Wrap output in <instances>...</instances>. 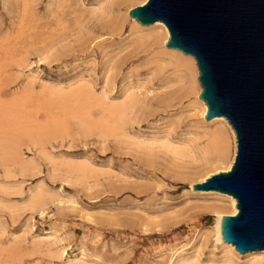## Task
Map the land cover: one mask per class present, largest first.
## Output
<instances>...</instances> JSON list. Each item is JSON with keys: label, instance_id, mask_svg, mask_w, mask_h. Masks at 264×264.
Returning <instances> with one entry per match:
<instances>
[{"label": "rangeland", "instance_id": "374dc122", "mask_svg": "<svg viewBox=\"0 0 264 264\" xmlns=\"http://www.w3.org/2000/svg\"><path fill=\"white\" fill-rule=\"evenodd\" d=\"M118 3L0 0V264H69L80 247L87 264H159L189 242L199 264H235L209 235L228 203L190 191L214 128L162 38ZM50 225L60 245L35 247Z\"/></svg>", "mask_w": 264, "mask_h": 264}, {"label": "water", "instance_id": "95a60500", "mask_svg": "<svg viewBox=\"0 0 264 264\" xmlns=\"http://www.w3.org/2000/svg\"><path fill=\"white\" fill-rule=\"evenodd\" d=\"M129 14L164 22L166 45L196 58L205 117H227L238 146L231 170L193 188L236 197L239 212L221 215L222 240L241 253L264 249V0H148Z\"/></svg>", "mask_w": 264, "mask_h": 264}, {"label": "bare ground", "instance_id": "6f19581e", "mask_svg": "<svg viewBox=\"0 0 264 264\" xmlns=\"http://www.w3.org/2000/svg\"><path fill=\"white\" fill-rule=\"evenodd\" d=\"M135 1L137 0H119V3L117 4L118 10L121 11L122 8L126 9L125 11L126 14H124L123 19L128 20L133 25L137 26L139 31L141 32L147 31L151 35L150 37L162 38V44L165 50V54L168 55L170 59L174 60L180 67L184 68L183 69L184 81L188 83V87H191L190 94L196 97V107H195L196 115L201 119L202 122H204L205 125L214 128V132L212 135L213 142H212L211 150H212V153H215V157L213 160L206 158L204 169L202 171L194 172L192 174L193 179L189 183L190 191L193 194L202 196L206 199H209L210 197H212L215 200H223L228 203L231 209L229 212L217 213L215 217L216 224L213 230L209 232V235H211L212 237H215L214 240L216 241V243H219L221 245V248L223 250L222 251L223 256L224 258H226L227 262H233L235 264H240V261H244L245 264H250L254 262L264 264V249L252 250V251H247L245 253H241L240 251L236 249V246L234 244L226 242L225 240H222L220 236L219 230H220L221 215L234 216L239 212L236 197H234L231 194L218 191V190H195L193 188L194 184L202 183L214 174H217L220 172H227L232 169L235 163L237 146H238L236 131L233 125L228 120V118L225 116H216L212 119H207L205 117L208 111V105L202 98L199 97V95L203 91V86L199 81L200 72H199V67H198L196 58L193 55L187 54L180 49L171 48L166 45V42L168 41L170 37V32L168 30L167 25L164 22L156 21L152 24L144 25L141 22L139 23L138 19L131 17V15L129 14V12L131 11L130 5L131 3ZM147 1L148 0H142L141 5H144ZM111 9L114 10V7L112 6ZM115 24L123 25L124 23H121L118 20L117 23ZM32 83L34 84V82ZM81 90L82 89H76V90H73L72 93L70 94L60 95V96L62 98H69V97L80 94L82 92ZM134 95L135 93L128 95L127 100L131 102L134 98L133 97ZM102 98H103L102 99L103 101L109 100V96L107 92L104 93ZM107 101L106 103L104 101V103L108 104ZM125 104H127V101H125L124 105ZM107 108L108 109L106 110H108L111 114L122 113L119 107L109 106ZM90 115L91 114H86L83 119L85 121H89L91 119ZM22 117L24 118V116ZM24 119L27 122L29 120V118L28 119L24 118ZM54 119L55 117L53 118V120ZM102 123H106V121H103ZM165 144L168 145L170 148L172 147L170 143L166 142ZM172 148H173L172 150L174 151V153H182L185 155L187 154L186 153L187 149L185 150L180 146L172 147ZM209 150L210 148L207 149L204 153L207 155L209 153ZM189 152H192V151H189ZM87 165L89 166V170L92 172L100 171V169L94 167L92 164H87ZM58 201L60 204L67 203L64 200H58ZM45 211H46L45 208H43L41 213L44 214ZM31 228L33 229L34 225H32ZM33 237L35 238L32 240V243L35 245V247L36 246L40 247L43 245L45 246L46 243L48 244L49 243L50 244L61 243V239L58 236V229L54 225H50L48 228L43 229V232L41 234H39L38 236H33ZM200 237L203 238V234H200ZM24 241H26L25 237H24ZM62 249L60 250H62V252L64 251L63 253L67 254L69 252L67 250V246H63ZM78 251L79 252L76 253L75 256L68 259L69 264H87L88 263V259L91 256H89V254L86 252V249H84L83 247H80ZM163 255L165 254L163 253L162 256ZM200 257H201V254L199 253L198 247L194 245L193 242H189L177 248H171L169 250V258L167 260L160 261L159 264H199L201 260Z\"/></svg>", "mask_w": 264, "mask_h": 264}]
</instances>
